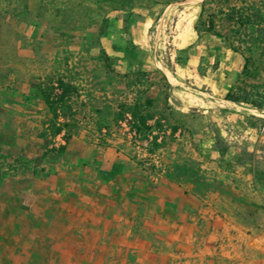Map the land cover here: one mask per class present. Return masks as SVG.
<instances>
[{"label":"crops","instance_id":"1","mask_svg":"<svg viewBox=\"0 0 264 264\" xmlns=\"http://www.w3.org/2000/svg\"><path fill=\"white\" fill-rule=\"evenodd\" d=\"M174 4L180 3L165 5L155 17L142 14L137 21L154 67L167 81L171 103L264 123V110L191 88L180 82L178 72L168 69L157 53L155 39L162 38L161 30L156 29L160 26L157 15ZM152 26L155 32H150ZM173 33L170 58L195 40H207L211 47H193L189 62L205 54L215 63L224 54L240 69V59L229 50L220 51L217 37L197 39L192 26ZM33 55L43 58V67H49L48 54L36 51ZM13 94V105L0 95V232L29 235V244L19 246L29 250V259L18 260L15 254L10 256L11 263L264 264V223L253 217L255 210L264 215V208L245 204L254 199L248 190L256 180L254 170L264 192V166L259 162L264 155L255 164L236 163L241 150L256 153L240 145L245 133L253 132L252 126L239 121L244 135L231 137L219 125L221 121L214 123L216 134L227 146L221 155L214 148L212 129L199 125L196 115L184 117L186 130L180 138L184 144L173 150L183 158L180 163L198 168L204 175L201 178L163 171L157 176L139 169L133 172L118 154L102 153L100 147L81 138L79 129L74 132L69 126L63 130L70 137L61 154L54 158L46 153V163L41 158L46 144L41 135L49 132L45 122L52 117L40 88L24 75L15 82ZM236 109L241 112H232ZM263 130L264 124L257 133L260 138H264ZM12 158L28 164H18L8 174L7 161ZM65 232H76V239L58 234ZM71 248L78 249L72 259Z\"/></svg>","mask_w":264,"mask_h":264},{"label":"rangeland","instance_id":"2","mask_svg":"<svg viewBox=\"0 0 264 264\" xmlns=\"http://www.w3.org/2000/svg\"><path fill=\"white\" fill-rule=\"evenodd\" d=\"M198 1L0 0V95L6 97L7 104H14L15 82L24 75L38 88L61 78L71 83L76 91L72 120L57 113L56 118L45 122L49 132L44 131L41 135L46 140L41 157L44 162L47 163L46 153L58 158L61 152L57 149L66 145L61 127L66 120L74 132L80 130L86 143L95 144L106 155L118 154L117 157L133 172L139 169L157 176L163 171L166 175L189 177L181 173L182 170L175 173L174 165H182L186 167L184 172L191 173L194 178L204 176L195 166L180 163L183 158L173 150L184 144V141L180 142L181 134L186 130L182 122L189 108L171 103L163 75L154 67L152 54L137 31L140 15L155 17L165 4L180 3L157 15L160 26L156 29L161 30L162 38H156L155 43L162 61L169 70L180 74V82L184 85L219 97L230 91L238 95L240 91L236 87L239 85L234 86V82L240 69L234 60L226 59L227 55L219 54L215 63L209 62L205 54L191 58L189 62V51L193 47L209 48L211 41L195 40L177 51L174 57L168 55L173 31L198 26L197 15L203 0ZM250 4L264 15V0H204L200 21L204 22L207 15L216 18L218 13L225 15L232 5L246 7ZM155 31L152 26L150 32ZM224 33L238 52L254 61L259 60L256 78L246 80V83H255L264 90V58L259 46L245 42L244 38L237 43L229 32ZM36 51L49 55V67H43L46 63L43 58L33 55ZM220 51L224 50L221 48ZM103 55L108 60L106 65L102 63ZM175 58L184 65H174ZM229 62L231 64L226 67ZM53 93H57L55 89ZM197 110L195 121L199 125L213 128L214 123L221 121L219 125L222 123L231 137L243 134L239 130V121L252 126L253 132L245 133V140L240 145L256 151L254 162L263 157L264 138L257 133L264 123L250 122L249 118L228 113ZM232 112L240 113L241 110ZM54 128L61 130L54 134ZM259 162L264 166V159ZM21 163L28 164L13 158L8 160L11 170L8 174L14 173V168ZM253 175L256 180L248 190L254 193V199L245 204L254 209L264 208V192L260 190L255 170ZM254 213L253 217L264 223V215L256 210ZM58 234L68 235L71 239L77 237L76 232ZM28 244L29 235L0 232V264H15L9 260L15 254L18 260L29 259V250L19 248ZM69 252L72 259L78 249L71 248Z\"/></svg>","mask_w":264,"mask_h":264},{"label":"trees","instance_id":"3","mask_svg":"<svg viewBox=\"0 0 264 264\" xmlns=\"http://www.w3.org/2000/svg\"><path fill=\"white\" fill-rule=\"evenodd\" d=\"M200 4V9L197 15V24L198 26H193V31L197 35V39L208 36H215L221 40L222 50H229L230 53L238 57L241 61V67L238 73V76L235 79L234 86L240 92L238 95H234L230 92H227L222 99L232 100V101H241L248 103L258 109L264 110V90L258 87L255 83H246V80H254L257 75L256 67L259 65V60L254 61L252 58L244 56L242 53L238 52L231 44L229 36L226 37L224 32H229L230 37L234 39L237 43H240L244 38L245 42L250 44H256L259 46V50L262 52L264 58V15L260 12L259 9L253 7L251 4L248 6H236L232 5L229 8V11L223 15L218 13L217 18L215 15H207L204 22H201L202 18V4ZM168 4V3H167ZM165 4V5H167ZM107 57L102 56V63L107 64ZM175 63L183 66L184 64L175 58ZM163 84L167 87L166 79L162 76ZM54 84V85H53ZM56 90L57 93H53V90ZM40 95L42 102L46 109L51 114L52 118H56V114L66 116L68 121L74 116V111L72 109L75 106L76 91L71 83L64 81L61 78H57L55 83L46 84L40 87ZM74 102V103H73ZM188 113L190 115H197L199 111L195 108H189ZM140 124L143 125L144 122L141 118L138 119ZM250 122L253 120L249 119ZM62 128L68 127L67 123H62ZM213 131V145L217 153L223 155L227 146L223 144L221 139L216 134V129L211 128ZM60 128H54V134H58ZM264 135V130L262 132ZM69 135L63 131V142L66 144L69 139ZM63 147H59L57 151H62ZM255 156L254 152H247L245 149L241 150L239 157L236 161L237 165H243L245 162H254ZM186 167L182 165H174V171L177 173L178 170H182L186 176H192L189 172H184Z\"/></svg>","mask_w":264,"mask_h":264},{"label":"bare ground","instance_id":"4","mask_svg":"<svg viewBox=\"0 0 264 264\" xmlns=\"http://www.w3.org/2000/svg\"><path fill=\"white\" fill-rule=\"evenodd\" d=\"M228 105V104H227ZM237 108V107H236Z\"/></svg>","mask_w":264,"mask_h":264}]
</instances>
